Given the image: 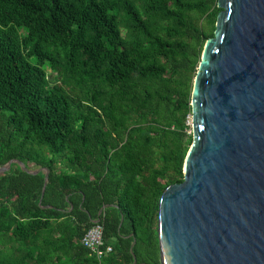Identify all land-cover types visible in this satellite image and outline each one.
Listing matches in <instances>:
<instances>
[{"label": "trees", "instance_id": "1", "mask_svg": "<svg viewBox=\"0 0 264 264\" xmlns=\"http://www.w3.org/2000/svg\"><path fill=\"white\" fill-rule=\"evenodd\" d=\"M218 11L216 0H0V166L48 172L40 205L43 172L0 173V264H160L159 197L182 179ZM94 221L111 246L100 258L80 244Z\"/></svg>", "mask_w": 264, "mask_h": 264}, {"label": "water", "instance_id": "2", "mask_svg": "<svg viewBox=\"0 0 264 264\" xmlns=\"http://www.w3.org/2000/svg\"><path fill=\"white\" fill-rule=\"evenodd\" d=\"M216 7L192 81L182 179L159 197L160 264H264V0ZM12 163L44 173L40 205L47 170L10 159L0 173Z\"/></svg>", "mask_w": 264, "mask_h": 264}, {"label": "built area", "instance_id": "3", "mask_svg": "<svg viewBox=\"0 0 264 264\" xmlns=\"http://www.w3.org/2000/svg\"><path fill=\"white\" fill-rule=\"evenodd\" d=\"M80 244L91 251L97 258L111 250L109 244H104L102 226L98 221H94L93 225L81 236Z\"/></svg>", "mask_w": 264, "mask_h": 264}, {"label": "rangeland", "instance_id": "4", "mask_svg": "<svg viewBox=\"0 0 264 264\" xmlns=\"http://www.w3.org/2000/svg\"><path fill=\"white\" fill-rule=\"evenodd\" d=\"M187 123H189V118H188V121H187ZM188 134H190V129H189V131H188Z\"/></svg>", "mask_w": 264, "mask_h": 264}]
</instances>
